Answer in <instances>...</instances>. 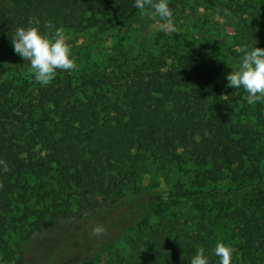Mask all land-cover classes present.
<instances>
[{"label": "trees", "instance_id": "16d2710c", "mask_svg": "<svg viewBox=\"0 0 264 264\" xmlns=\"http://www.w3.org/2000/svg\"><path fill=\"white\" fill-rule=\"evenodd\" d=\"M170 7L175 31L160 32L152 49L116 44L106 64L90 57L47 85L27 61L0 64V264H28L46 234L56 264H190L201 247L218 264V241L234 249L231 264H264V98L249 104L227 86L230 72L208 50L221 47L237 68L238 49L264 48V0ZM211 9L238 19L233 35L203 24L199 11ZM147 16L151 7L134 0H0V39L39 20L42 32H93L88 45ZM185 20L195 32L178 28ZM149 164L188 173V183L154 193L124 248L102 259L100 237L132 213L121 201Z\"/></svg>", "mask_w": 264, "mask_h": 264}, {"label": "rangeland", "instance_id": "374dc122", "mask_svg": "<svg viewBox=\"0 0 264 264\" xmlns=\"http://www.w3.org/2000/svg\"><path fill=\"white\" fill-rule=\"evenodd\" d=\"M154 17H145L135 21L129 29H124L120 36L98 40L95 43L88 45H82L84 40L94 36L93 32L81 33L73 31L70 29H64L63 32L68 38V43L71 45L72 54L75 59L76 66H82L86 64L90 57L97 58L102 64L105 63V58L109 56L116 44L124 43L127 47L132 45L134 42H139L141 46L152 49V43L155 37L159 35L162 31H168L166 26V21H162L158 15L153 11ZM199 15L203 24L207 25L209 29L213 30L217 34L228 32L233 35L236 32L237 26H239L238 19L235 17H227L225 14L221 13L217 9H211L208 11H199ZM188 20L181 22L179 25L180 30H189L195 32V26L189 25ZM161 25H165L162 29ZM189 25V26H188ZM194 30V31H193ZM234 41V39H233ZM208 50L213 54V59L220 61L219 63L229 72L235 70V63L223 54L221 47L208 46ZM26 59L20 57L13 50L12 40L0 39V64H14L22 63ZM65 70H57L61 72ZM145 173L140 181L131 184V189L136 190L137 193L132 194L126 201H121V204L126 212H132L125 220L124 223H120L114 227V229L100 237L101 243L99 252L102 259H105L109 251L113 248H124L125 232L128 228L136 222L138 215L140 214V209L150 200L152 195L156 192H165L172 190V185L174 182L181 179L183 183H188V177L190 174L182 173H169L166 175L160 174L161 171L156 170L155 166L147 165ZM122 208V209H123ZM232 231L229 229L227 231H222L220 236L221 239L230 237ZM53 237L50 234L42 235L33 242L29 247V253L27 257L28 264H56L60 261L61 253L59 254L51 252L50 243ZM91 264V263H90Z\"/></svg>", "mask_w": 264, "mask_h": 264}, {"label": "clouds", "instance_id": "9594fccd", "mask_svg": "<svg viewBox=\"0 0 264 264\" xmlns=\"http://www.w3.org/2000/svg\"><path fill=\"white\" fill-rule=\"evenodd\" d=\"M137 9L144 10L150 6L162 21H166L167 29L175 31L174 12L170 0H134ZM162 29L165 25H161ZM13 50L26 59L34 80L40 85L49 84L56 76L57 70H73L76 67L71 45L62 28L56 27L50 32H42L40 22L30 21L29 26L18 27L12 36ZM238 51L243 58L238 67L227 74V86L242 88L249 104L257 103L264 98V48L242 47ZM105 231L103 225L92 228V236H100ZM234 249L224 242H217L213 254L218 258V264H231ZM190 264H209V258L204 249L198 248L191 258Z\"/></svg>", "mask_w": 264, "mask_h": 264}]
</instances>
